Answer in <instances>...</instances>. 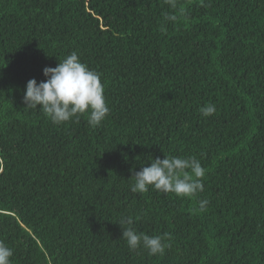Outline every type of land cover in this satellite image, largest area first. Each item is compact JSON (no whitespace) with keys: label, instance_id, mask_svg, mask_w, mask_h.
Segmentation results:
<instances>
[{"label":"trees","instance_id":"obj_1","mask_svg":"<svg viewBox=\"0 0 264 264\" xmlns=\"http://www.w3.org/2000/svg\"><path fill=\"white\" fill-rule=\"evenodd\" d=\"M174 3L0 0L11 264H264V0ZM73 51L104 84L110 111L96 127L87 112L57 125L23 103L27 82ZM149 155L195 157L204 190L133 193ZM129 216L164 238L163 255L129 250L118 224Z\"/></svg>","mask_w":264,"mask_h":264},{"label":"clouds","instance_id":"obj_2","mask_svg":"<svg viewBox=\"0 0 264 264\" xmlns=\"http://www.w3.org/2000/svg\"><path fill=\"white\" fill-rule=\"evenodd\" d=\"M169 3L175 7L174 0H169ZM165 19L173 20L175 17L166 15ZM43 75L46 79L39 83L34 78L27 82L23 95L25 108L39 109L57 125L86 112L88 124L92 127L100 125L107 117L110 109L101 76L83 63L75 51L59 61L56 67H45ZM199 111L202 116L209 117L216 112V106L206 104ZM148 161V166H142L139 171L132 169L134 182L129 184V188L133 193H145L152 187L163 193L192 197L204 190L202 178L205 169L195 157L165 156L160 159L149 155ZM207 204V200L199 202L202 210ZM118 224L130 251L142 247L150 255H163L169 246L160 235L137 232L132 226L131 216L121 218ZM12 256V249L0 241V264H11Z\"/></svg>","mask_w":264,"mask_h":264}]
</instances>
